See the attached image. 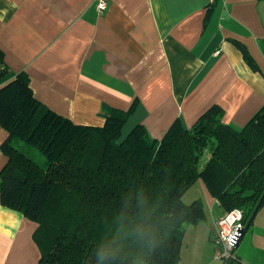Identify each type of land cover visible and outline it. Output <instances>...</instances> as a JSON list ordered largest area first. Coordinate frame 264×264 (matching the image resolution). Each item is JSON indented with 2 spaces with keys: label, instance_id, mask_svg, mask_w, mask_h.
Wrapping results in <instances>:
<instances>
[{
  "label": "crops",
  "instance_id": "crops-1",
  "mask_svg": "<svg viewBox=\"0 0 264 264\" xmlns=\"http://www.w3.org/2000/svg\"><path fill=\"white\" fill-rule=\"evenodd\" d=\"M0 50V86L28 77L34 96L75 124L101 127L103 110L133 109L123 134L142 124L161 140L213 105L235 129L264 108V0H108L103 13L96 0H0ZM8 137L0 124V172ZM182 198L201 201L204 218L186 227L178 264H221L220 202L202 178ZM43 240L38 221L2 203L0 178V264H40ZM235 254L264 264V204Z\"/></svg>",
  "mask_w": 264,
  "mask_h": 264
},
{
  "label": "trees",
  "instance_id": "trees-1",
  "mask_svg": "<svg viewBox=\"0 0 264 264\" xmlns=\"http://www.w3.org/2000/svg\"><path fill=\"white\" fill-rule=\"evenodd\" d=\"M132 111L103 110L104 126L80 125L39 101L24 75L0 86L9 132L1 201L39 222L40 264H97L100 249L102 264H178L186 227L204 218L201 201L182 198L199 178L225 213L241 208L247 223L264 193V108L235 129L213 105L190 128L176 120L161 140L142 124L124 136ZM228 264L244 263L235 254Z\"/></svg>",
  "mask_w": 264,
  "mask_h": 264
},
{
  "label": "built area",
  "instance_id": "built-area-1",
  "mask_svg": "<svg viewBox=\"0 0 264 264\" xmlns=\"http://www.w3.org/2000/svg\"><path fill=\"white\" fill-rule=\"evenodd\" d=\"M96 7L100 13H103L108 7V0H96ZM216 223L215 241L218 245V251L215 258L222 260L224 264L229 258L235 256V253L233 254L234 247L240 235V229L245 226L244 211L241 208H234L222 215Z\"/></svg>",
  "mask_w": 264,
  "mask_h": 264
},
{
  "label": "water",
  "instance_id": "water-1",
  "mask_svg": "<svg viewBox=\"0 0 264 264\" xmlns=\"http://www.w3.org/2000/svg\"><path fill=\"white\" fill-rule=\"evenodd\" d=\"M263 198H264V193H263V195L261 196L260 200L258 201L256 207L254 208V210H253V212H252L250 218L248 219L247 223L245 224V226H244L242 229H240V235H239L238 240H237V242H236V244H235L233 254L235 253V250H236V248L238 247L239 243L241 242L243 236H244L245 233L247 232V230H248V228H249V226H250L251 221L254 219V217H255V215H256V213H257V211H258V209H259V207H260V205H261V203H262ZM230 260H231V259L229 258V259L226 261V264H228V263L230 262Z\"/></svg>",
  "mask_w": 264,
  "mask_h": 264
},
{
  "label": "clouds",
  "instance_id": "clouds-1",
  "mask_svg": "<svg viewBox=\"0 0 264 264\" xmlns=\"http://www.w3.org/2000/svg\"><path fill=\"white\" fill-rule=\"evenodd\" d=\"M136 234H137L138 238L144 236L145 229L143 228V226L137 227ZM107 257H108V252L106 250H104V249L98 250V252H97V264H102V261L104 259H107Z\"/></svg>",
  "mask_w": 264,
  "mask_h": 264
},
{
  "label": "rangeland",
  "instance_id": "rangeland-1",
  "mask_svg": "<svg viewBox=\"0 0 264 264\" xmlns=\"http://www.w3.org/2000/svg\"><path fill=\"white\" fill-rule=\"evenodd\" d=\"M127 131H128V127L125 128V131H124L125 133L123 134L124 136L126 135ZM210 150H211L210 147H209V148H206L205 152H206V153H207V152L209 153ZM205 152H204V155H205ZM37 153H38V152H37ZM38 154L40 155V153H38ZM40 156H41V155H40ZM204 157H205V156L202 157L200 164H202V161H203ZM67 202H68V201H67ZM68 205H71L70 202H68ZM221 264H223V261H221Z\"/></svg>",
  "mask_w": 264,
  "mask_h": 264
},
{
  "label": "snow or ice",
  "instance_id": "snow-or-ice-1",
  "mask_svg": "<svg viewBox=\"0 0 264 264\" xmlns=\"http://www.w3.org/2000/svg\"><path fill=\"white\" fill-rule=\"evenodd\" d=\"M236 215L238 216L239 214L237 213Z\"/></svg>",
  "mask_w": 264,
  "mask_h": 264
}]
</instances>
